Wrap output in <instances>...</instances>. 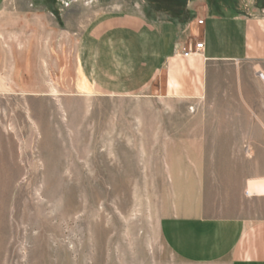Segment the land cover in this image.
Returning <instances> with one entry per match:
<instances>
[{
  "label": "rangeland",
  "instance_id": "374dc122",
  "mask_svg": "<svg viewBox=\"0 0 264 264\" xmlns=\"http://www.w3.org/2000/svg\"><path fill=\"white\" fill-rule=\"evenodd\" d=\"M190 1L8 0L0 12V264H185L161 237L163 218H264V196L249 188L264 181V125L263 140L236 139L195 120L250 114L228 66L199 100L76 89L78 40L95 18ZM36 37L42 68H14L10 47ZM23 79L41 90H11Z\"/></svg>",
  "mask_w": 264,
  "mask_h": 264
},
{
  "label": "crops",
  "instance_id": "0c3cea01",
  "mask_svg": "<svg viewBox=\"0 0 264 264\" xmlns=\"http://www.w3.org/2000/svg\"><path fill=\"white\" fill-rule=\"evenodd\" d=\"M7 2L0 0V12ZM159 8L153 3L107 11L86 27L76 48L77 91L112 97L159 91L172 100H199L209 97L213 78L228 66L250 114L195 120L217 135L263 140L264 0H194L177 11ZM16 40L19 46L9 49L13 67L42 68L43 39ZM196 43H204L203 52L185 57ZM21 82L11 90H41ZM160 230L167 248L185 264H264V218L168 216Z\"/></svg>",
  "mask_w": 264,
  "mask_h": 264
},
{
  "label": "built area",
  "instance_id": "2783aa9c",
  "mask_svg": "<svg viewBox=\"0 0 264 264\" xmlns=\"http://www.w3.org/2000/svg\"><path fill=\"white\" fill-rule=\"evenodd\" d=\"M203 21H200V24H202ZM204 50V43H196L195 45H190V47L184 51L185 57H190L193 55H197L202 53ZM260 78L264 81V75L261 74Z\"/></svg>",
  "mask_w": 264,
  "mask_h": 264
},
{
  "label": "bare ground",
  "instance_id": "6f19581e",
  "mask_svg": "<svg viewBox=\"0 0 264 264\" xmlns=\"http://www.w3.org/2000/svg\"><path fill=\"white\" fill-rule=\"evenodd\" d=\"M249 188L252 195H264V181L251 182Z\"/></svg>",
  "mask_w": 264,
  "mask_h": 264
}]
</instances>
